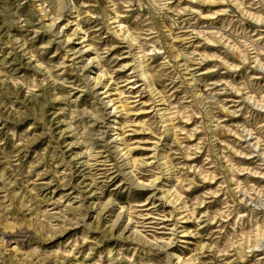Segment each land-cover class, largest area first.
Segmentation results:
<instances>
[{"label": "rangeland", "instance_id": "rangeland-1", "mask_svg": "<svg viewBox=\"0 0 264 264\" xmlns=\"http://www.w3.org/2000/svg\"><path fill=\"white\" fill-rule=\"evenodd\" d=\"M0 264H264V0H0Z\"/></svg>", "mask_w": 264, "mask_h": 264}, {"label": "bare ground", "instance_id": "bare-ground-1", "mask_svg": "<svg viewBox=\"0 0 264 264\" xmlns=\"http://www.w3.org/2000/svg\"><path fill=\"white\" fill-rule=\"evenodd\" d=\"M50 26H51L50 28H52V25H50ZM86 68H87V67H85V70H86ZM74 147H75V146L72 147V145H70V146H69V150H72V148H74ZM83 158H84L83 155H78V156L75 158L76 165H78V168L83 167V168L86 169L87 164H86L85 162H80V163H79V161H81ZM74 164H75V163H74ZM76 165H75V166H76ZM84 188H88V186H86V187H84ZM91 188L93 189V186H91L90 189H91ZM89 192H90V191H88V193H89ZM88 193H87V194H88ZM98 194H100V193H97L96 190H95V193H94V194L92 193V195H91L90 197L87 196L86 198H87V199L94 198V197H95L96 195H98ZM85 196H86V195H85ZM109 205H110V204H109ZM109 205H108V206H109ZM108 206H105V207H107V208H106L107 210L110 209V207L108 208ZM106 209H104V210H106ZM102 210H103V209H102ZM188 222H189V221H188ZM121 223H122V216L119 215L116 219H114V221H112L111 225L108 226V227L106 228V230H108L109 232H115V231H117V230L119 229ZM131 226H132V225H127V226H125L115 238H118V239H125V240H129V239L132 238V240L135 239L136 241H138V242H140V243L147 244V242H144L141 238L135 236L132 232L130 233ZM147 245H148V244H147ZM155 249L160 250V248H157V247H156Z\"/></svg>", "mask_w": 264, "mask_h": 264}]
</instances>
